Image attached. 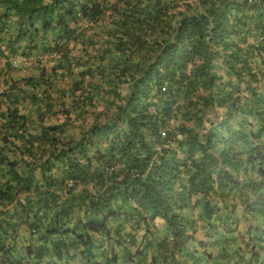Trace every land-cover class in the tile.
Wrapping results in <instances>:
<instances>
[{
	"label": "trees",
	"instance_id": "trees-1",
	"mask_svg": "<svg viewBox=\"0 0 264 264\" xmlns=\"http://www.w3.org/2000/svg\"><path fill=\"white\" fill-rule=\"evenodd\" d=\"M31 59L0 264H264V0H0V71Z\"/></svg>",
	"mask_w": 264,
	"mask_h": 264
},
{
	"label": "crops",
	"instance_id": "crops-1",
	"mask_svg": "<svg viewBox=\"0 0 264 264\" xmlns=\"http://www.w3.org/2000/svg\"><path fill=\"white\" fill-rule=\"evenodd\" d=\"M33 62H34V59H31L27 63H23L22 64V69L19 70V71L12 72L11 75H6V74H4V71H0V90L1 89H5L10 84L11 77L13 79H19V78H23V77H27V76H33L35 74V70L29 71V70H25L24 69V66H26L28 64H31V65L33 64L34 65ZM20 63H18L19 64V67H20ZM2 64H3V62L1 63L0 66H2ZM2 107H4V106H2Z\"/></svg>",
	"mask_w": 264,
	"mask_h": 264
},
{
	"label": "rangeland",
	"instance_id": "rangeland-1",
	"mask_svg": "<svg viewBox=\"0 0 264 264\" xmlns=\"http://www.w3.org/2000/svg\"><path fill=\"white\" fill-rule=\"evenodd\" d=\"M197 237L202 238V233L198 231Z\"/></svg>",
	"mask_w": 264,
	"mask_h": 264
},
{
	"label": "built area",
	"instance_id": "built-area-1",
	"mask_svg": "<svg viewBox=\"0 0 264 264\" xmlns=\"http://www.w3.org/2000/svg\"><path fill=\"white\" fill-rule=\"evenodd\" d=\"M13 64H14L15 66H17V62H16V61H14ZM0 92H1V90H0Z\"/></svg>",
	"mask_w": 264,
	"mask_h": 264
},
{
	"label": "clouds",
	"instance_id": "clouds-1",
	"mask_svg": "<svg viewBox=\"0 0 264 264\" xmlns=\"http://www.w3.org/2000/svg\"><path fill=\"white\" fill-rule=\"evenodd\" d=\"M19 65V64H18Z\"/></svg>",
	"mask_w": 264,
	"mask_h": 264
}]
</instances>
